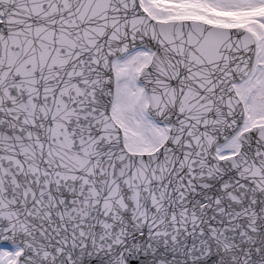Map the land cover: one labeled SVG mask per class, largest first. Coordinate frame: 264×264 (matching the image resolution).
<instances>
[{"label": "snow or ice", "instance_id": "obj_1", "mask_svg": "<svg viewBox=\"0 0 264 264\" xmlns=\"http://www.w3.org/2000/svg\"><path fill=\"white\" fill-rule=\"evenodd\" d=\"M0 264H264V0H0Z\"/></svg>", "mask_w": 264, "mask_h": 264}]
</instances>
